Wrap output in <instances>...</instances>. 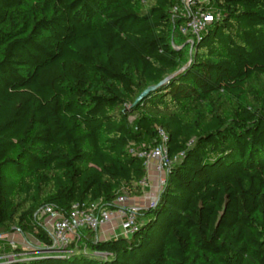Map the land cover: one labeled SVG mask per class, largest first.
Listing matches in <instances>:
<instances>
[{
	"label": "trees",
	"instance_id": "obj_1",
	"mask_svg": "<svg viewBox=\"0 0 264 264\" xmlns=\"http://www.w3.org/2000/svg\"><path fill=\"white\" fill-rule=\"evenodd\" d=\"M177 3L0 0V233L143 196L160 129L172 160L133 234L8 264H264V0H212L189 58Z\"/></svg>",
	"mask_w": 264,
	"mask_h": 264
},
{
	"label": "built area",
	"instance_id": "obj_2",
	"mask_svg": "<svg viewBox=\"0 0 264 264\" xmlns=\"http://www.w3.org/2000/svg\"><path fill=\"white\" fill-rule=\"evenodd\" d=\"M211 3L212 0H178L177 5L172 8L174 17L181 19L178 25L179 33L188 37L191 43L198 39L201 33L207 30L219 16ZM159 136L160 142L156 146L149 149H144L143 146L131 149L143 159L146 171L153 168L156 174V195L149 199L145 206L131 204L128 196L120 195L115 202V209L100 207L98 202L90 205L75 203L67 214L53 206L41 209L37 216L43 219L45 224L43 226L49 231L52 241V245L44 252L65 253L68 251L70 242L75 238H80V233L84 230L98 232L116 221L120 229L117 235L129 236L134 233L138 226V214L143 209L155 205L172 164L166 145L168 136L162 129L159 130ZM139 184L147 190L150 187L147 177ZM17 249L18 245L11 233H0V264L11 263L36 252L26 251V249L18 251Z\"/></svg>",
	"mask_w": 264,
	"mask_h": 264
},
{
	"label": "rangeland",
	"instance_id": "obj_3",
	"mask_svg": "<svg viewBox=\"0 0 264 264\" xmlns=\"http://www.w3.org/2000/svg\"><path fill=\"white\" fill-rule=\"evenodd\" d=\"M176 43L177 41H180V44H178L177 48H183L185 49L186 52V58H189L191 56V51H192V43L188 38H181L180 40L177 39V37L174 40ZM182 66H185V62ZM184 68V67H183ZM156 187V184H155ZM36 221L42 225H45L43 222V219L40 218L39 216H36ZM118 233V232H117ZM12 236L15 238L16 244L18 247L22 249H26V251H41L43 252L44 250H41L39 247L40 244L37 241L36 237L34 236L33 232L31 231H26L25 233L16 230L15 232L12 233ZM40 249V250H39Z\"/></svg>",
	"mask_w": 264,
	"mask_h": 264
},
{
	"label": "crops",
	"instance_id": "obj_4",
	"mask_svg": "<svg viewBox=\"0 0 264 264\" xmlns=\"http://www.w3.org/2000/svg\"><path fill=\"white\" fill-rule=\"evenodd\" d=\"M147 178L150 183L149 189L144 193L141 197H131L130 203L139 205V206H145L149 199L153 198L156 195V174L153 170V168L149 169L147 171ZM120 229L118 228V222H114L112 225L106 226L99 230L97 232L98 236L100 238H109L117 235V232L119 233ZM115 232V233H114Z\"/></svg>",
	"mask_w": 264,
	"mask_h": 264
},
{
	"label": "water",
	"instance_id": "obj_5",
	"mask_svg": "<svg viewBox=\"0 0 264 264\" xmlns=\"http://www.w3.org/2000/svg\"><path fill=\"white\" fill-rule=\"evenodd\" d=\"M141 97H139V99H140Z\"/></svg>",
	"mask_w": 264,
	"mask_h": 264
}]
</instances>
